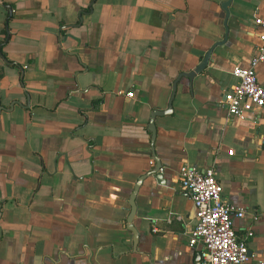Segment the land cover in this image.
Masks as SVG:
<instances>
[{
    "label": "crops",
    "instance_id": "0c3cea01",
    "mask_svg": "<svg viewBox=\"0 0 264 264\" xmlns=\"http://www.w3.org/2000/svg\"><path fill=\"white\" fill-rule=\"evenodd\" d=\"M0 0V264H201L180 164L213 166L245 210L246 264H264V108L227 115L223 93L259 44L264 0ZM212 49L190 82L180 77ZM264 88V62L256 67ZM132 91L131 98L118 95ZM254 218V219H253Z\"/></svg>",
    "mask_w": 264,
    "mask_h": 264
},
{
    "label": "built area",
    "instance_id": "2783aa9c",
    "mask_svg": "<svg viewBox=\"0 0 264 264\" xmlns=\"http://www.w3.org/2000/svg\"><path fill=\"white\" fill-rule=\"evenodd\" d=\"M252 24L257 30L259 44L246 66L230 70L237 83L222 97L227 115L233 119L244 118L264 108V88L256 74V67L264 62V17L254 16ZM115 93L129 98L133 95L129 90L124 93L116 90ZM260 139L264 140V135ZM178 178L180 189L194 204L195 219L188 231V242L192 248L202 247L201 264H246L249 252L246 239L253 233L248 228L245 237L240 239L236 235L233 221L241 219L245 210L222 198L215 168L201 169L184 162L179 166Z\"/></svg>",
    "mask_w": 264,
    "mask_h": 264
},
{
    "label": "water",
    "instance_id": "95a60500",
    "mask_svg": "<svg viewBox=\"0 0 264 264\" xmlns=\"http://www.w3.org/2000/svg\"><path fill=\"white\" fill-rule=\"evenodd\" d=\"M231 2H232V0H225L223 2V4H222V9L224 10L225 15H226L224 17L225 20H227V17L229 16V5L231 4ZM224 30L226 31L224 36H223L224 39L222 41L216 42L210 49H208V51L204 54V56H203L202 60L200 61V63H198L192 70H190L189 72H181L179 74V76L177 77L176 81L174 83H172V91H171V94H170V101H169L167 109L165 111H163V110H155L152 113V115L149 118V120H148L147 129H148V131L151 134V138H150L151 151L150 152H151L154 164L152 166V169H150L145 174H143V175L138 177V180L136 181L135 185H133L132 190H131L130 194L128 195V198H127V202L129 204L130 210H129V214H128L127 218L125 219V227L129 230L131 235H133L132 241H133L134 250H136V246H137V243H138V235L135 232V230L133 229V227L131 225V222H132V219H134V216H135L136 208H135L134 197H135V194L137 192V189H138L139 185H141L142 181L147 176H150V175L153 176L158 183H163L164 184L163 173L161 172L162 167L160 166V163L156 159L155 154H154V140H155L156 133H155L154 125H153V119L156 116H160V115L167 116V115L171 114V111H172V109H171V100H172L171 97H172V95L174 93L175 83L182 76L188 78L189 81L191 82L192 79L196 75H199L200 73L203 72V69L207 66L206 64L208 62L209 55H210L212 49H214V47H216V46H221V45H223L225 43V40L227 38V33H228L226 24H224ZM1 109H0V111H1ZM195 256H196L197 260H199L200 255L196 254Z\"/></svg>",
    "mask_w": 264,
    "mask_h": 264
}]
</instances>
